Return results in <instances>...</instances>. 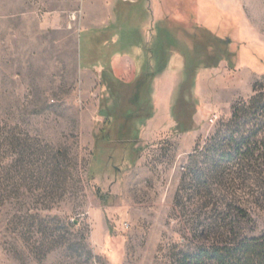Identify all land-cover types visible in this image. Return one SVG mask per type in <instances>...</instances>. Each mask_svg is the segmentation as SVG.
<instances>
[{
    "label": "rangeland",
    "instance_id": "rangeland-1",
    "mask_svg": "<svg viewBox=\"0 0 264 264\" xmlns=\"http://www.w3.org/2000/svg\"><path fill=\"white\" fill-rule=\"evenodd\" d=\"M80 1L0 0V264H182L263 235L264 0H163L133 119L131 84L114 100L80 67Z\"/></svg>",
    "mask_w": 264,
    "mask_h": 264
},
{
    "label": "crops",
    "instance_id": "crops-1",
    "mask_svg": "<svg viewBox=\"0 0 264 264\" xmlns=\"http://www.w3.org/2000/svg\"><path fill=\"white\" fill-rule=\"evenodd\" d=\"M209 0H203L207 3ZM81 27H80V67L87 70L90 66L101 67L100 76L102 74L101 62L93 64L83 63V58L89 52L97 50L103 51L104 48L114 51L115 46L120 42V37L138 36L139 44H131L130 41L126 45L124 52H115L110 58V66L116 78L132 84L135 82L138 74H141L154 66L152 49L146 45L143 36H157L161 34L162 27L160 23L163 21V0H81ZM63 4V1H60ZM216 4L221 3L215 0ZM197 4L196 0L193 5ZM196 7V6H195ZM62 9V8H61ZM220 10V9H219ZM77 12V11H76ZM206 10L198 8V15L203 17ZM178 19V17H172ZM201 28H208L204 23L199 24ZM160 30V31H159ZM110 36L117 37L112 43L94 42L97 37ZM119 37V38H118ZM123 40V39H122ZM147 42V40H146ZM98 45H97V44ZM107 45V46H106ZM121 54H125L127 60H124ZM96 64V66H94ZM156 82V79L154 80ZM156 99V98H155ZM155 103V115H158L160 105Z\"/></svg>",
    "mask_w": 264,
    "mask_h": 264
},
{
    "label": "trees",
    "instance_id": "trees-1",
    "mask_svg": "<svg viewBox=\"0 0 264 264\" xmlns=\"http://www.w3.org/2000/svg\"><path fill=\"white\" fill-rule=\"evenodd\" d=\"M139 38L140 37L138 36L123 37V41H120L115 46L116 49L114 51H109L105 48L102 52L98 50L100 52L99 58L96 61H91V64L96 62H101L103 64L104 69L101 74V82L103 85L107 86V91L109 92L111 99L116 100L115 98H118L115 95L116 93H118V90L120 89V86L123 85V83L115 77L112 68L109 64L110 58L115 52H124V48L129 43V41L131 44L138 45ZM82 58L83 63H89V54ZM152 77V74L150 75L148 72L145 71L139 75V77L137 78V80H135L134 83L128 85L129 87L133 88L135 93L131 97V102L129 106L130 108H132V110L130 109L131 112L127 113L126 117H131V119H133L134 116H136L137 118H148L150 116V103L141 102L142 99L140 94H144L145 91H148L149 83ZM133 108L136 109L133 110ZM242 111L243 110L240 109V106L234 108L233 119L235 121L239 119V115ZM140 112H146V115L142 116L140 115ZM110 114L112 113H107L106 116L109 117ZM235 125L236 124H234V126ZM236 129H232L235 130L233 134L237 132ZM231 141V144L235 145L236 147L238 146V144L236 145V139H231ZM182 264H264V234L252 238L245 237L243 239L234 242L230 241L222 245L199 248L192 256H186L182 260Z\"/></svg>",
    "mask_w": 264,
    "mask_h": 264
}]
</instances>
